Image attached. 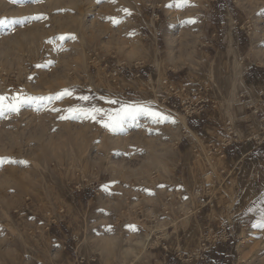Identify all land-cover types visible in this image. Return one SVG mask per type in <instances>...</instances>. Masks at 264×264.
<instances>
[{
  "label": "rangeland",
  "instance_id": "374dc122",
  "mask_svg": "<svg viewBox=\"0 0 264 264\" xmlns=\"http://www.w3.org/2000/svg\"><path fill=\"white\" fill-rule=\"evenodd\" d=\"M157 1L0 0V95L74 90L0 116V157L26 162L0 165V264H264V229L252 227L264 209V154L246 144L208 155L230 141L234 120L253 117L255 136L264 119V0L151 8ZM165 79L208 94L222 132H201L205 112L185 125L162 103ZM109 100L149 104L175 123L141 116L113 133L60 119L69 107H120ZM256 102L257 120L241 112ZM217 226L230 228L229 244L198 256Z\"/></svg>",
  "mask_w": 264,
  "mask_h": 264
},
{
  "label": "snow or ice",
  "instance_id": "6c2138e0",
  "mask_svg": "<svg viewBox=\"0 0 264 264\" xmlns=\"http://www.w3.org/2000/svg\"><path fill=\"white\" fill-rule=\"evenodd\" d=\"M33 2H38V0H33ZM100 0H97L99 3ZM111 2H115V0H111ZM188 0H177V3L174 5L177 8H182L187 6ZM125 15H131V12L124 8L120 9ZM42 16H34L32 19H41ZM113 25L119 24L121 20L116 17L109 18ZM186 23H195V20L185 21ZM3 23V21H0ZM128 35H133V33H129ZM66 37L60 36L58 39L63 41ZM71 39H75L74 36L70 37ZM36 67H41V65H37ZM74 94V90L71 89H63L54 95L49 96H31V95H22L21 93H16L12 96L0 95V116L11 113H18L20 109L25 105H35L37 109L41 106H46L51 104L54 100H61L65 97H71ZM80 101L87 102L91 99L89 96H80L78 97ZM108 103L117 104L119 103L120 107L118 109L105 110L95 105H91L89 107L84 106H76L69 107L65 111L69 113L68 116H60V119H78V120H93L108 129L110 132H119L129 121H135L139 117L143 116L151 120L154 124H160L164 122L175 123V120L172 119L171 116L164 114L161 111L156 110L149 104H125L123 102L117 100H109ZM53 111H59L58 109L53 108ZM4 163L14 164H26L25 161H16L12 158L0 157V165ZM251 211V209H250ZM131 231H136L137 228L135 225H127L126 226ZM252 227H258L264 229V209L260 212V218L257 222L253 223ZM106 230H111V226H108Z\"/></svg>",
  "mask_w": 264,
  "mask_h": 264
},
{
  "label": "built area",
  "instance_id": "2783aa9c",
  "mask_svg": "<svg viewBox=\"0 0 264 264\" xmlns=\"http://www.w3.org/2000/svg\"><path fill=\"white\" fill-rule=\"evenodd\" d=\"M151 8L161 7V0H158L155 5H150ZM155 20L157 21L158 15H155ZM103 59L101 60L102 63ZM118 68L120 66H117ZM104 68L108 70L107 76L115 82L118 72L114 71L116 67H109L106 63ZM163 91L162 95V103L169 106V108H173L174 110H179L185 119H189L192 117H198L203 114L206 110L207 101L201 96V92H187L185 89H179L173 84L170 80L165 79L162 81ZM253 143V148H260L264 144V119L260 121V126L258 129V133L253 136L251 139ZM209 154L215 152L213 148L209 146ZM208 188V186L206 187ZM171 199H180V192H174L170 198ZM231 237L230 228L226 226H217L216 228H206V234L202 238L197 255L204 254L210 251L215 246H219L221 244H229Z\"/></svg>",
  "mask_w": 264,
  "mask_h": 264
},
{
  "label": "crops",
  "instance_id": "0c3cea01",
  "mask_svg": "<svg viewBox=\"0 0 264 264\" xmlns=\"http://www.w3.org/2000/svg\"><path fill=\"white\" fill-rule=\"evenodd\" d=\"M252 68L247 69L248 72H250L251 76H250V80L255 81L256 79H258V77H260V74L258 71H253L251 70ZM262 94L260 93L259 96H261ZM201 96H203V98L207 101L206 103V110H205V117L203 118L204 120L199 121L202 127V131L201 132H210L212 133L214 136H216L217 134H220L222 132V124L218 123L214 118H213V108L215 107L214 102L208 97V94H201ZM258 103H254L251 105H247L244 106L243 110H241L242 113H246V110H252V113L250 114H245L246 116H252V114H255L254 116L256 117L257 120V114L260 112V106H257ZM238 110V113H241ZM263 119V118H262ZM261 119V120H262ZM189 119H186V124L188 123ZM191 122L193 120H190ZM197 124L198 122H196L195 120L192 122V124ZM250 124H243L238 122V120H234L233 123H230L227 127V134L230 137V141L226 144H224L221 147V150L219 152H213L216 155L220 154V158H226L227 156H230L232 154H237L236 151L242 148H247L246 144L248 145V153L247 154H257V153H263L264 154V145L261 146L260 148L254 149L253 148V143L251 141V139L253 138V136L251 135V131L253 128H255V124H254V119L253 117L250 118ZM236 128V129H235ZM257 128V127H256ZM247 136V137H246ZM214 149V148H213Z\"/></svg>",
  "mask_w": 264,
  "mask_h": 264
},
{
  "label": "bare ground",
  "instance_id": "6f19581e",
  "mask_svg": "<svg viewBox=\"0 0 264 264\" xmlns=\"http://www.w3.org/2000/svg\"><path fill=\"white\" fill-rule=\"evenodd\" d=\"M184 119H185V118H184ZM183 123L186 125V122H185V120H183ZM184 124H183V125H184ZM192 136H193V134H192ZM174 224H175V223H174Z\"/></svg>",
  "mask_w": 264,
  "mask_h": 264
}]
</instances>
